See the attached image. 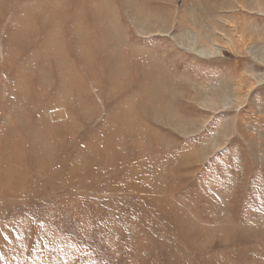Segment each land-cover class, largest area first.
Listing matches in <instances>:
<instances>
[{"label": "rangeland", "instance_id": "1", "mask_svg": "<svg viewBox=\"0 0 264 264\" xmlns=\"http://www.w3.org/2000/svg\"><path fill=\"white\" fill-rule=\"evenodd\" d=\"M0 264H264V0H0Z\"/></svg>", "mask_w": 264, "mask_h": 264}]
</instances>
